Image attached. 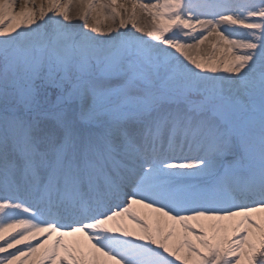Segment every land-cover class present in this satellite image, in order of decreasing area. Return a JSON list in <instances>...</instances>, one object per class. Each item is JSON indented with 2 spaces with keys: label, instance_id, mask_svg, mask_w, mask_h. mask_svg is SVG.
Wrapping results in <instances>:
<instances>
[{
  "label": "snow or ice",
  "instance_id": "obj_1",
  "mask_svg": "<svg viewBox=\"0 0 264 264\" xmlns=\"http://www.w3.org/2000/svg\"><path fill=\"white\" fill-rule=\"evenodd\" d=\"M16 4L0 0V264H264V0Z\"/></svg>",
  "mask_w": 264,
  "mask_h": 264
},
{
  "label": "bare ground",
  "instance_id": "obj_2",
  "mask_svg": "<svg viewBox=\"0 0 264 264\" xmlns=\"http://www.w3.org/2000/svg\"><path fill=\"white\" fill-rule=\"evenodd\" d=\"M35 3L36 5H40L42 3V0H35ZM23 7V0H17V4H16V10L19 11L20 8ZM45 7H47V4L45 3ZM79 24L76 26L77 29H79L80 27H82V23L81 21H79ZM141 24L142 25H147V26H151L152 24V21H151V17L149 16H144L141 18ZM103 24H107L109 23L108 21H103L102 22ZM129 28L131 27V25L128 26ZM122 31H126L125 30H122ZM133 32H135V30L133 29L132 30ZM137 35H141V33H136ZM183 38V37H181ZM191 42V41H189ZM214 42V38L213 37H209V39L207 41H205L204 44L200 45V54L203 55V54H207L209 52H211V46H212V43ZM221 54L219 52L216 53V56H220ZM181 60H184L183 57H180ZM184 63H188L186 60H184ZM192 66V65H191ZM194 68V66H192ZM142 213H143V217H142V222L144 223H147L150 227H154V223L153 221L157 218L158 214L156 213H153L150 209H141ZM125 223L127 224V226L130 228V229H133L135 231H139V229L135 228V226L129 222V221H125ZM198 231V230H197ZM78 236H82V234H79ZM79 238V237H77ZM131 239H135L134 237H130ZM73 239V238H72ZM41 239L38 237L37 240H32L30 241V243L33 244V246H35ZM139 242V241H137ZM0 244H3V241H0ZM155 247V246H153ZM17 248H20L21 250H24V245H17ZM8 251L10 252H15V249H9ZM184 254V251L181 250V255ZM4 255H7V253H0V256H4ZM39 255L40 253L37 252L36 254H33L32 256H29L27 258H24V264H34V261H36L38 258H39ZM170 259H173L174 258H171ZM174 264H179V261H175L174 260Z\"/></svg>",
  "mask_w": 264,
  "mask_h": 264
},
{
  "label": "rangeland",
  "instance_id": "obj_3",
  "mask_svg": "<svg viewBox=\"0 0 264 264\" xmlns=\"http://www.w3.org/2000/svg\"><path fill=\"white\" fill-rule=\"evenodd\" d=\"M72 23H73V25L74 26H77L78 24H79V22H78V19H73V21H72ZM170 34V33H169ZM170 51H174V50H171L170 49ZM177 55H179L178 53H177ZM185 64H187L188 65V67H192L190 64H188V63H185ZM193 68V67H192ZM194 69V68H193ZM195 70V69H194ZM196 71H199V70H196ZM202 74H205V73H202ZM221 75H224V73H220Z\"/></svg>",
  "mask_w": 264,
  "mask_h": 264
}]
</instances>
